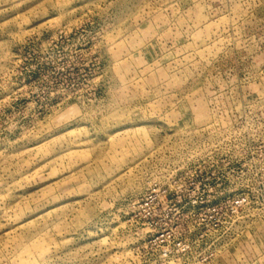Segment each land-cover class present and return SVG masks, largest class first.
<instances>
[{"label": "rangeland", "instance_id": "obj_1", "mask_svg": "<svg viewBox=\"0 0 264 264\" xmlns=\"http://www.w3.org/2000/svg\"><path fill=\"white\" fill-rule=\"evenodd\" d=\"M0 264H264V0H0Z\"/></svg>", "mask_w": 264, "mask_h": 264}]
</instances>
